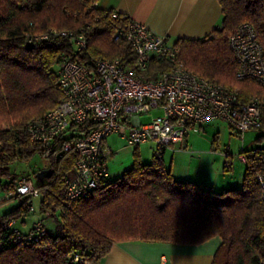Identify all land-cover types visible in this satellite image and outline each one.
<instances>
[{
	"label": "trees",
	"instance_id": "16d2710c",
	"mask_svg": "<svg viewBox=\"0 0 264 264\" xmlns=\"http://www.w3.org/2000/svg\"><path fill=\"white\" fill-rule=\"evenodd\" d=\"M222 19L208 36L178 39L174 46L186 68L213 84L237 89L239 100H264V87L237 80V63L229 38L244 23L252 25L264 47V0H217ZM98 0H0V180L8 195L17 182L10 167L29 163L35 156L48 160L52 176L35 184L38 213L44 217V236L21 242L11 222L29 216L28 198L0 217V264H99L116 243L145 242L199 245L220 239L212 264H264V199L257 176L264 177V151L247 158L242 184L221 192L191 180L180 181L166 169L163 149L156 148L148 164L134 150L130 169L114 180L67 201L65 179L74 175L77 153L64 151L66 136L51 145L33 143L27 125L63 100L58 69L63 58L87 64L91 58L118 59L134 68L135 55L113 35L127 19L97 7ZM84 31L87 48L74 50L62 32ZM45 36L46 39H38ZM168 69L151 61L146 80ZM194 127L191 129L193 130ZM264 130V126L260 128ZM78 131H83L78 129ZM231 171L226 161L224 172ZM31 180V179H30ZM1 183V182H0Z\"/></svg>",
	"mask_w": 264,
	"mask_h": 264
},
{
	"label": "built area",
	"instance_id": "2783aa9c",
	"mask_svg": "<svg viewBox=\"0 0 264 264\" xmlns=\"http://www.w3.org/2000/svg\"><path fill=\"white\" fill-rule=\"evenodd\" d=\"M60 35L68 38L77 52L87 48L84 31ZM113 41H124L131 47L135 55L133 69L118 59L91 58L87 64H80L63 58L58 69L63 100L27 125L33 143L51 145L64 136L70 138L64 151H75L77 158L74 175L64 182L67 201L90 193L109 178L107 161L112 152L106 140L111 135L118 134L128 147L153 143L164 150L183 147L188 132L206 122H224L241 137L264 126V100L251 97L241 102L237 89L213 84L188 70L178 49L165 36L127 18L116 30ZM228 45L238 66L236 79L255 81L264 87V47L252 25L242 24ZM153 60L165 63L168 69L155 79L146 80L144 73ZM153 111L160 115L142 123L140 117ZM250 156L246 153L241 160L245 162ZM257 179L264 199V177ZM8 196L28 198L29 215L36 218L29 234L22 236L17 232L16 239L26 243L44 236L43 218L49 213L41 215L33 205L39 197L34 182L21 179L15 192Z\"/></svg>",
	"mask_w": 264,
	"mask_h": 264
},
{
	"label": "crops",
	"instance_id": "0c3cea01",
	"mask_svg": "<svg viewBox=\"0 0 264 264\" xmlns=\"http://www.w3.org/2000/svg\"><path fill=\"white\" fill-rule=\"evenodd\" d=\"M97 7L113 10L145 25L152 33L165 36L170 44H174L178 39L195 40L208 36L219 26L222 19L221 7L217 0H98ZM174 147L177 149L172 150H177L176 153L178 150H186L187 137L183 147L180 145ZM165 150L162 151V155ZM170 171L174 176L173 168ZM208 173L205 170V176L198 177L190 176L189 172H179L177 180H191L216 192L237 189L242 184V179L240 181L234 179L232 173L226 175V179L218 178L219 174L215 179L210 178L211 173ZM35 219V216L30 221L20 219L14 226L26 233L31 229ZM220 242L218 237L199 245L123 241L114 244L99 264H212Z\"/></svg>",
	"mask_w": 264,
	"mask_h": 264
},
{
	"label": "rangeland",
	"instance_id": "374dc122",
	"mask_svg": "<svg viewBox=\"0 0 264 264\" xmlns=\"http://www.w3.org/2000/svg\"><path fill=\"white\" fill-rule=\"evenodd\" d=\"M160 112H152L149 115H142L140 120L142 123L148 122L151 117H158ZM188 147L186 150L171 147L165 150L162 155L163 163L166 169L173 168L174 176L177 179L179 172H189L190 176H205V170L208 171L210 178L226 179L231 173L234 179L240 181L245 169V163L241 160L246 152L256 149L264 151V130L248 131L243 137L237 135L224 122L211 121L196 126L190 130L187 135ZM106 145L111 149L112 154L108 158L107 165L110 172V179L114 180L121 177L124 171L130 169L135 158L134 149L128 147L124 139L118 134L111 135L106 140ZM153 143L142 144L137 147L138 155L144 164L151 161V157L156 150ZM231 163L232 170L228 173L224 172L225 162ZM48 168V160L35 156L29 163L16 162L10 167L11 178L20 179L23 176H29L35 183H39L35 179V175ZM227 175V176H226ZM225 176V177H224ZM231 177V178H232ZM0 217L4 214L16 209L19 205L17 199L10 198L6 192L2 190L6 180H0ZM18 183V182H17ZM35 209H38L39 200H33ZM27 221L33 220V216L23 217Z\"/></svg>",
	"mask_w": 264,
	"mask_h": 264
},
{
	"label": "water",
	"instance_id": "95a60500",
	"mask_svg": "<svg viewBox=\"0 0 264 264\" xmlns=\"http://www.w3.org/2000/svg\"><path fill=\"white\" fill-rule=\"evenodd\" d=\"M52 176V170L46 169L35 175V179L37 182H43L44 180L49 179Z\"/></svg>",
	"mask_w": 264,
	"mask_h": 264
}]
</instances>
